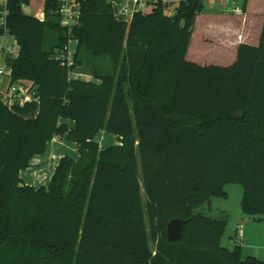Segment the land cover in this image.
I'll return each mask as SVG.
<instances>
[{"label": "trees", "instance_id": "obj_1", "mask_svg": "<svg viewBox=\"0 0 264 264\" xmlns=\"http://www.w3.org/2000/svg\"><path fill=\"white\" fill-rule=\"evenodd\" d=\"M205 1L157 0L126 22L107 0H78L69 29L55 0L44 20L24 12L29 0H8L0 36L20 47L12 83L32 82L39 113L0 101V264H264L222 246L225 220L194 214L236 184L243 213L264 216V25L231 66H201L187 53ZM86 70L92 80L71 77ZM100 131L121 145L101 148ZM55 137L79 157L63 158L48 187L23 184ZM176 218L189 223L170 242Z\"/></svg>", "mask_w": 264, "mask_h": 264}, {"label": "crops", "instance_id": "obj_2", "mask_svg": "<svg viewBox=\"0 0 264 264\" xmlns=\"http://www.w3.org/2000/svg\"><path fill=\"white\" fill-rule=\"evenodd\" d=\"M116 1L117 4L112 6L114 14H117L121 8L119 3L124 4L127 2V0ZM228 2L229 0L205 1L204 8L196 16L187 53V58H190L192 62L205 67L210 65L222 66L236 60L240 44L259 45L264 25V0H238L236 4H233L234 7L231 11L225 7ZM167 4L170 5V8L165 13L168 16H174L179 1H169ZM132 8L133 12L129 16L126 14L118 19L130 22L134 12L145 11L140 9L136 1L132 2ZM4 42L5 45L14 48V53H9L3 58V65L5 68L9 67V70H7V75L3 78L0 86V101H3L6 106L24 118H35L39 113V102L31 95L32 82L20 80L14 84L11 79L12 64L19 54V50L16 54L17 42L9 35L4 38ZM71 42H75L76 45L75 49L71 51L69 44L70 58L76 53L78 47L77 41L72 40ZM193 42L196 44L194 52L192 51ZM78 73L82 75L83 79L92 80L89 73ZM13 86L19 91L17 101H14L10 95V88ZM27 96L29 97L28 100L25 99ZM64 122L70 128L75 125L73 121L64 120ZM95 141L101 148L121 145L119 136L105 131H100L96 135ZM65 157L76 160L79 157L77 147L65 137H55L48 143L46 152L33 156L30 166L20 172L21 181L23 184L36 189L48 187L60 161ZM228 198L229 194L227 193ZM228 211L230 210L224 209L220 212L223 216V213ZM239 217L240 220H237L235 224V235L240 237L241 243L238 246L241 248L243 258L254 256L264 261V216L249 217L242 212ZM238 226H242L241 229H238ZM227 230L228 222L225 234ZM223 238L221 242H223ZM236 246L234 244L231 248L234 249Z\"/></svg>", "mask_w": 264, "mask_h": 264}, {"label": "rangeland", "instance_id": "obj_3", "mask_svg": "<svg viewBox=\"0 0 264 264\" xmlns=\"http://www.w3.org/2000/svg\"><path fill=\"white\" fill-rule=\"evenodd\" d=\"M1 2H2V0H0V3ZM44 6H45V0H29V4L24 9V12L29 16H33V17H36L40 20H44ZM225 7L229 11H231L234 7L233 1L229 0L228 5ZM169 8H170V5L166 4V10L165 11L168 12ZM148 9H151V8L149 7ZM148 9H145V11ZM130 14H127V16H129ZM127 16H125V17H127ZM193 30H194V28H193ZM13 39H14V37H13ZM75 45H76L75 42L70 43V50L71 51H73L75 49ZM195 46H196V44H195V42H193V45H192V51L193 52L196 49ZM19 48L20 47H19L18 43H16V54H17ZM187 60L192 61L190 58L189 59L187 58ZM233 63L224 64L222 66L228 67V66H231ZM7 70H9V67L6 68V71ZM84 72L90 74V72L87 70ZM225 190L229 194L228 199L227 198L226 199L215 198V199H213L211 204L206 203V204L198 207L194 211V214L209 217V218H211L213 220H217V221L225 220L226 224L228 222V230H227V232L223 238V242H221V243H223L222 244L223 247L227 248V246H229V249H233L231 247L234 244L238 245L241 243V241H239L235 235V232H236L235 224H236L237 220H240L239 216L243 212L242 206H241L242 199H243V187L241 185L233 184V185H228L225 188ZM142 199H143V202L145 204L146 198H145L144 190H142ZM224 209H228L230 211H228L227 213H223V216H222V212H220V211L224 210Z\"/></svg>", "mask_w": 264, "mask_h": 264}, {"label": "built area", "instance_id": "obj_4", "mask_svg": "<svg viewBox=\"0 0 264 264\" xmlns=\"http://www.w3.org/2000/svg\"><path fill=\"white\" fill-rule=\"evenodd\" d=\"M59 4V14L62 17V25L64 27H67L69 29H72L74 26H76L79 23V18H80V4L78 0H55ZM109 3L113 5L117 4L116 0H107ZM137 2L139 4L140 9L145 10L147 9L150 5H154L157 3V0H127L126 3L121 5L120 10L118 13H115V16L117 18H121V16L130 14L133 12L132 8V2ZM233 4H236L238 0H232ZM7 2L8 0H3L1 3L2 9L0 10V26H4L6 23V16H7ZM118 4V5H119ZM165 4H167L165 2ZM27 6L23 5L22 8L23 10ZM135 13V12H134ZM9 34L6 33L3 36H0V86L2 85V80L3 78L7 75V71L5 66L3 65V58L7 56L9 53H14V48L11 46L5 45L4 38L8 36ZM71 63V58L69 57L66 62H63L62 65L64 66H70ZM71 77L75 79H83L82 75L79 74L78 72H73L71 73ZM10 95L12 96V99L14 101H17L19 99V91L18 89L13 86L10 88ZM26 100L29 99L27 96L25 98ZM242 226H238V229H241ZM237 239L240 241V237H237Z\"/></svg>", "mask_w": 264, "mask_h": 264}, {"label": "water", "instance_id": "obj_5", "mask_svg": "<svg viewBox=\"0 0 264 264\" xmlns=\"http://www.w3.org/2000/svg\"><path fill=\"white\" fill-rule=\"evenodd\" d=\"M189 220L176 218L167 225V239L170 242H180L183 239V232Z\"/></svg>", "mask_w": 264, "mask_h": 264}]
</instances>
